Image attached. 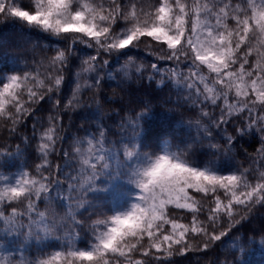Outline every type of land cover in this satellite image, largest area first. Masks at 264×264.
I'll use <instances>...</instances> for the list:
<instances>
[{
	"label": "snow or ice",
	"instance_id": "snow-or-ice-1",
	"mask_svg": "<svg viewBox=\"0 0 264 264\" xmlns=\"http://www.w3.org/2000/svg\"><path fill=\"white\" fill-rule=\"evenodd\" d=\"M0 23L58 45L31 70H0V123L9 133L46 97L59 107L55 94L77 44L93 50L77 73L95 74L94 85L85 79L89 88L101 83L109 63L103 56L125 60L124 77L134 69L143 78L134 56L144 45L155 51L148 80L159 76L158 86L165 79L176 86L192 106L199 136L192 138L189 125L188 139L163 132L147 145L144 121L153 112L142 103L127 122L135 125L133 136L109 140L119 134L101 121L64 150L57 148L62 118L50 115L34 169L11 170L19 145L15 156L0 152V231L23 236L38 252L17 257L0 244V264H152L160 254L207 252L264 207V163L196 160L191 152L206 142L216 156L222 145L230 152L237 139L259 133L256 151L264 156V0H0ZM229 125L235 137L227 135ZM131 217L138 222L121 227ZM85 230L87 242L77 246ZM257 236L264 245V231L237 234L223 264H244Z\"/></svg>",
	"mask_w": 264,
	"mask_h": 264
},
{
	"label": "trees",
	"instance_id": "trees-1",
	"mask_svg": "<svg viewBox=\"0 0 264 264\" xmlns=\"http://www.w3.org/2000/svg\"><path fill=\"white\" fill-rule=\"evenodd\" d=\"M56 47L58 45L41 39L40 34L35 32L29 34L26 30L21 31L11 23H0V70H3L5 75L9 74L8 69L31 70L37 67V62L51 55L49 49ZM76 49L77 51L72 54L68 66L62 73L64 81L60 86V90L58 94H55L61 101L59 107L54 108L55 101L46 97L44 101L33 105V113L17 126L15 132L9 133L4 124L0 123V152L8 153L10 150V155L15 156L19 145L20 155L12 159L9 165L13 172L17 168L30 171L39 162L34 153L38 148L40 132L43 127L47 126L48 117L53 114L62 118V127L59 128V138L57 140L58 149L70 150L73 145V138L78 135L82 136L85 128L98 127L101 121L112 133L119 134L109 136V140H117L121 136H133L135 125H129L127 122L133 118L134 113L139 114L142 103L148 104L153 112L144 121L142 136L147 145L151 146L163 132H174L177 138L188 139L189 125H191L192 138L199 141L196 115H193L192 106L186 104L183 95L177 90L176 86L167 79H165L163 85L158 86L159 76H155L152 81L148 80V76L152 74L150 62L155 57L154 50L146 49L144 45H141L136 56H134L136 64L144 66L143 78H138V74L134 72V69L129 70V75L124 77L123 66L126 61L123 59L117 60L115 55L103 56L101 59H107L109 63L104 65L100 72L101 83L98 87L89 88L83 86L85 79H87L88 84L94 85V81L90 76L95 74H81L78 76L77 73L80 71L82 61L87 59L85 53L93 50L80 44L76 45ZM159 63H162L164 68L168 67L166 62ZM78 83L81 87L76 92L77 100L73 106L65 109L64 105L72 99V94L76 91ZM234 127L235 125L228 126L227 135L236 136L233 131ZM167 138L172 139L171 136ZM220 140L221 137L217 136L213 142L220 144ZM258 141L259 133H257L256 139H253L251 135H246L242 139H237L231 145L230 152L226 150L227 146L222 145L216 156L209 154L208 143L197 142L191 145V152L196 160L207 161L212 159L217 163H221L231 158V163L248 167L253 159L264 163V156L256 151L259 147ZM50 159L53 158L50 157ZM58 160L59 157H56L53 159V163ZM41 207L43 208V205ZM57 213L60 216L64 215V211L60 209H57ZM84 215L87 218L89 213L85 212ZM261 231H264V207L257 206L249 217L239 225L234 226L233 231L227 237L220 242H216L207 252H189L187 255H174L172 257L160 254V260H153L152 264H223L225 259L234 251L232 241L236 239L237 234L247 239L251 233ZM87 239L86 230L80 232L78 245L85 246ZM260 239L261 237L257 236L251 250L245 251L244 264H264V245L259 243ZM22 244V240L18 243H10V245L15 246H21ZM23 254L35 257L38 254L36 245H27L23 250Z\"/></svg>",
	"mask_w": 264,
	"mask_h": 264
},
{
	"label": "rangeland",
	"instance_id": "rangeland-1",
	"mask_svg": "<svg viewBox=\"0 0 264 264\" xmlns=\"http://www.w3.org/2000/svg\"><path fill=\"white\" fill-rule=\"evenodd\" d=\"M58 216L60 217L59 213H58ZM62 216V215H61ZM22 240L23 241V244L21 246H15V245H10V243L12 242H17ZM10 242V243H8ZM0 244H3L6 248L8 249H11L14 251V254L19 257L21 255H24L23 254V250L25 249V247L27 245H30V244H34V243H28L27 241H25V238L23 236H17V234L13 233V234H3L2 231H0ZM79 246V245H77ZM80 247H83V246H80ZM28 258H34V257H29L28 255H24Z\"/></svg>",
	"mask_w": 264,
	"mask_h": 264
},
{
	"label": "clouds",
	"instance_id": "clouds-1",
	"mask_svg": "<svg viewBox=\"0 0 264 264\" xmlns=\"http://www.w3.org/2000/svg\"><path fill=\"white\" fill-rule=\"evenodd\" d=\"M136 222H138L137 219H136V217H131V218H129L128 221L121 222V227H125L126 225H132V224H134Z\"/></svg>",
	"mask_w": 264,
	"mask_h": 264
}]
</instances>
